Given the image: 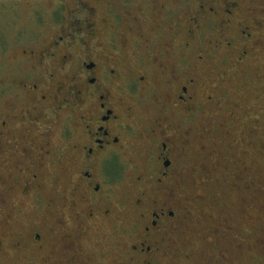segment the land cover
<instances>
[{"label": "flooded vegetation", "instance_id": "1", "mask_svg": "<svg viewBox=\"0 0 264 264\" xmlns=\"http://www.w3.org/2000/svg\"><path fill=\"white\" fill-rule=\"evenodd\" d=\"M74 1L85 16L61 14L0 77V254L195 263L181 234L204 199L208 264H264V0H185L173 58L141 34L101 36L102 0ZM106 3L113 28L131 19ZM252 212L237 234L229 221Z\"/></svg>", "mask_w": 264, "mask_h": 264}, {"label": "rangeland", "instance_id": "2", "mask_svg": "<svg viewBox=\"0 0 264 264\" xmlns=\"http://www.w3.org/2000/svg\"><path fill=\"white\" fill-rule=\"evenodd\" d=\"M106 5V0H102L100 3L97 1L96 5L98 15L106 19L100 26V33L103 37L108 31H111L109 34L111 37L124 35L135 38L141 34L149 41L153 39L150 45L145 46L146 49L150 46L157 50L165 49V56L170 50L171 58L176 56L175 49H181L183 47L182 42L187 41L185 15L190 13L185 0H128L126 9L118 0H115L112 15L116 14L117 11L119 12L117 15L124 16V10L132 13L131 19L126 18L128 21H124L123 18V24L115 28H113L112 23L113 17L108 15L105 9ZM75 10H77L74 14L75 18L81 19L86 14V9L79 10L74 0H0V77L3 78L8 70L16 67L15 61L20 62L24 48L36 41L46 43L52 35L51 29L59 27V21L62 19L61 14L67 16ZM157 20L159 27L156 25ZM129 28H134L135 33L133 35L129 34ZM114 31L116 32L114 33ZM167 45H171L172 49L166 48ZM162 90L160 89L158 95L162 93ZM202 190L187 188L186 192L197 194L201 193ZM191 210L194 218L187 223L189 225L183 229L181 235L185 237L184 240L186 241L183 249L185 251L191 249L195 252L196 260L195 263L189 262L187 264H208L210 244L207 241L201 242L198 237L209 234L214 227L213 219L210 217L213 211L204 199L194 204ZM248 213L251 214L250 211ZM257 217L259 218L258 213L252 212L250 219L240 215L229 221V224L233 223L236 233L241 234V226L251 229V220ZM2 221L0 217V222ZM231 245L234 246L235 243ZM232 246L230 247L231 251ZM121 251V247L114 250L113 256L109 259L110 264H116L121 259ZM25 252L22 250L20 253L15 249L10 253L0 254V264H28ZM166 260L168 261L165 264H170L168 263L169 259ZM175 264L186 263L183 259H177ZM233 264H241V255L233 260Z\"/></svg>", "mask_w": 264, "mask_h": 264}]
</instances>
